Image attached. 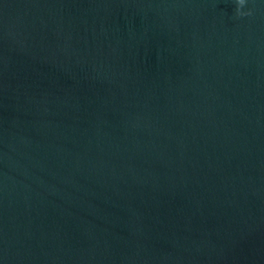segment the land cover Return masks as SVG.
<instances>
[{
	"label": "water",
	"instance_id": "95a60500",
	"mask_svg": "<svg viewBox=\"0 0 264 264\" xmlns=\"http://www.w3.org/2000/svg\"><path fill=\"white\" fill-rule=\"evenodd\" d=\"M0 0V264H264V0Z\"/></svg>",
	"mask_w": 264,
	"mask_h": 264
},
{
	"label": "clouds",
	"instance_id": "9594fccd",
	"mask_svg": "<svg viewBox=\"0 0 264 264\" xmlns=\"http://www.w3.org/2000/svg\"><path fill=\"white\" fill-rule=\"evenodd\" d=\"M245 0H236V4H237V14H242L240 13V7L243 6Z\"/></svg>",
	"mask_w": 264,
	"mask_h": 264
}]
</instances>
